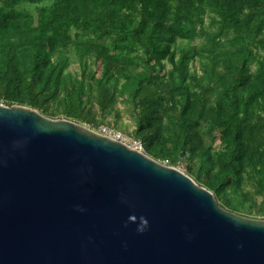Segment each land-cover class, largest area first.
<instances>
[{"label":"trees","instance_id":"16d2710c","mask_svg":"<svg viewBox=\"0 0 264 264\" xmlns=\"http://www.w3.org/2000/svg\"><path fill=\"white\" fill-rule=\"evenodd\" d=\"M0 102L131 123L145 154L264 219V0H0Z\"/></svg>","mask_w":264,"mask_h":264},{"label":"water","instance_id":"95a60500","mask_svg":"<svg viewBox=\"0 0 264 264\" xmlns=\"http://www.w3.org/2000/svg\"><path fill=\"white\" fill-rule=\"evenodd\" d=\"M0 264H264V219L84 124L0 102Z\"/></svg>","mask_w":264,"mask_h":264},{"label":"built area","instance_id":"2783aa9c","mask_svg":"<svg viewBox=\"0 0 264 264\" xmlns=\"http://www.w3.org/2000/svg\"><path fill=\"white\" fill-rule=\"evenodd\" d=\"M105 130H106V131H104V133H102V134L107 135V136H110V137H112L113 139L120 140V141L126 143V140H125L126 135L123 134L122 132L117 131V130H114V129H108V128H105ZM127 144H128V143H127ZM132 147L135 148V149H137V150H140V151L143 152V150H142V145H141V142H140V141L133 140V146H132ZM159 161H160L162 164H164V165L171 166V165L169 164L168 159H165V158H164V159L159 160ZM174 167H178V166H174Z\"/></svg>","mask_w":264,"mask_h":264},{"label":"rangeland","instance_id":"374dc122","mask_svg":"<svg viewBox=\"0 0 264 264\" xmlns=\"http://www.w3.org/2000/svg\"><path fill=\"white\" fill-rule=\"evenodd\" d=\"M74 66L72 65V68H73ZM123 107V106H122ZM123 122H129V118H128V116L126 115V116H124V118H123ZM132 128H133V125L130 123L129 124V126H127L126 128H125V130L123 129V132L126 134V137H125V140H126V144L128 143V145H130V146H133V140L134 139H132L131 137H130V133H131V131H132ZM93 130H95V131H97V132H99V133H104V131H106L105 130V128L104 127H98L97 129H93ZM128 135V136H127ZM178 167H176V168H178L180 171H182V172H184V173H186V174H188L187 173V171H186V167H185V164L183 163V162H181L179 165H177ZM190 176V175H189Z\"/></svg>","mask_w":264,"mask_h":264}]
</instances>
